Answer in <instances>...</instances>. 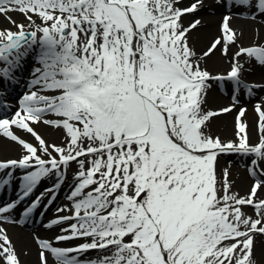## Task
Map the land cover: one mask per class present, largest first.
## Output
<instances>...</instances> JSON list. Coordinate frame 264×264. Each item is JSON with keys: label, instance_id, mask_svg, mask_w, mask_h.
<instances>
[{"label": "snow or ice", "instance_id": "snow-or-ice-1", "mask_svg": "<svg viewBox=\"0 0 264 264\" xmlns=\"http://www.w3.org/2000/svg\"><path fill=\"white\" fill-rule=\"evenodd\" d=\"M202 11L220 15V35L198 54L191 40L206 27ZM0 17L16 28H0V150H21L0 160V188L18 179L21 189L0 206V264H22L4 224L46 211L65 186L68 203L45 227L73 246L34 237L39 264H264V97L255 144L244 107L234 141L209 131L241 89H264L242 78L252 60L264 67V0H0ZM234 17L252 24L247 46ZM217 52L226 73L208 69ZM29 57L39 66L12 111L6 89L20 84ZM229 83L233 103L208 110L209 90ZM221 154L247 159L245 196L219 169ZM45 180L54 183L11 219Z\"/></svg>", "mask_w": 264, "mask_h": 264}, {"label": "bare ground", "instance_id": "bare-ground-1", "mask_svg": "<svg viewBox=\"0 0 264 264\" xmlns=\"http://www.w3.org/2000/svg\"><path fill=\"white\" fill-rule=\"evenodd\" d=\"M15 20L18 22H23L27 25V21L24 20L22 16L17 15L16 13L11 14ZM206 22V27L201 29L198 32L192 34L191 44L194 46L198 54L202 53L210 45V42L213 38L220 35V19L219 14L215 16L211 15L207 11H202L198 14ZM193 17L189 16L185 20V23L191 20ZM232 27L239 30H243L244 40L243 44L247 46L252 38V24L243 18H233ZM0 28L8 29L11 28L12 31H16V28L9 24L0 17ZM243 62V61H242ZM25 72L30 69V65L26 64ZM246 68H249L250 71L244 72L242 78L244 81L249 84L253 83H264V67H260L256 64L255 60H252L250 64L245 65ZM208 69L214 74H223L230 70L229 60L225 57H222L219 52L213 56L208 62ZM252 82V83H251ZM240 102L237 107L231 112L222 114L217 118H214L209 127L210 134L213 137H219L223 142L234 141L236 139V116L240 107L247 109L245 117L242 119L248 124L249 134L251 137V143L255 144L257 142V121L258 116L254 111V106L260 102L261 98L264 97V89H255L253 95L249 98L243 92V89L240 90L239 96ZM233 103V100L228 96L221 94L217 87L214 85L212 89L209 90L207 97V109L208 110H219L224 107H228ZM249 103V104H247ZM15 111V110H14ZM46 140L49 142L60 143V134L55 132L50 127L41 126L37 129ZM26 139H31L30 137H25ZM34 142V141H33ZM7 143V141H5ZM21 150L12 145L3 150H0V160L7 159H16L20 156ZM233 155V154H231ZM230 155V156H231ZM224 157L223 154L220 155ZM219 157V163H222L224 158ZM234 157V156H233ZM238 158L241 160L242 157ZM224 166V165H223ZM223 166H219L222 168ZM236 168L233 166L231 169V182L233 181V190H240L241 193H244L246 189L249 178L246 173L241 172V175L237 172ZM239 170V169H238ZM239 175V176H238ZM69 178H71L69 176ZM50 185V184H49ZM47 185V186H49ZM247 192H245V195ZM249 214H252L253 210L251 208H246ZM22 219V216H17L15 219ZM32 223V224H31ZM30 224V225H29ZM7 228L9 235L12 237L13 242L15 243L16 250L20 254V259L22 264H39L38 261V252H37V242L34 237L39 236L46 238V234H50L49 230L44 229L43 226L38 224L35 219L29 218L28 221L24 224H4ZM33 232V233H32ZM47 239V238H46ZM81 241H76L75 243H80ZM68 246H73V243L68 242ZM90 257H94L92 253L89 254ZM50 259V257H49ZM51 264L54 262L50 261Z\"/></svg>", "mask_w": 264, "mask_h": 264}, {"label": "rangeland", "instance_id": "rangeland-1", "mask_svg": "<svg viewBox=\"0 0 264 264\" xmlns=\"http://www.w3.org/2000/svg\"><path fill=\"white\" fill-rule=\"evenodd\" d=\"M219 18H221L220 15H219ZM2 19H3V18H2ZM4 20H5V19H4ZM5 21H7V20H5ZM7 22H8V21H7ZM219 166H221V165L219 164ZM219 169H220V168H219ZM249 183H250V182H249ZM249 183H248L246 189L244 190V193H243V194L241 193L240 190L235 191V190H233V188H232V191H234V192H238L240 196H245V192L248 193L249 190H250V188H251V187L249 186ZM261 195H264V193H262Z\"/></svg>", "mask_w": 264, "mask_h": 264}]
</instances>
